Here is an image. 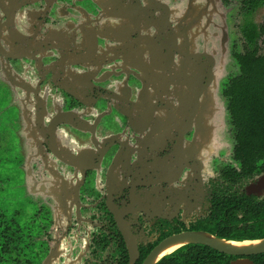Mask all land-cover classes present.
<instances>
[{"label": "flooded vegetation", "instance_id": "1", "mask_svg": "<svg viewBox=\"0 0 264 264\" xmlns=\"http://www.w3.org/2000/svg\"><path fill=\"white\" fill-rule=\"evenodd\" d=\"M186 1L0 0L3 171L15 176L0 190L16 189L14 204L0 197V264H145L172 236L255 226L264 195L247 188L264 157L241 150L227 93L239 74L216 88L211 63L181 82L173 10ZM242 2L223 0L239 33Z\"/></svg>", "mask_w": 264, "mask_h": 264}, {"label": "water", "instance_id": "2", "mask_svg": "<svg viewBox=\"0 0 264 264\" xmlns=\"http://www.w3.org/2000/svg\"><path fill=\"white\" fill-rule=\"evenodd\" d=\"M167 2H164L166 4ZM237 5L227 8L223 0H187L180 10L174 9L173 14H177L178 29L181 34V45L183 48V65L182 72L184 83H195L194 78L199 73L197 65L206 73L208 65L214 64V71L210 70V77L216 85V88L222 84L231 72L237 66V73H241V67L233 53V29L231 15ZM170 11L167 4L165 13ZM206 60L204 66L198 63L202 62V57ZM186 70H188L186 72ZM164 75L153 73L148 78L150 83H161L162 79L174 73L171 65H166ZM186 85V84H184ZM248 195H264V174L259 177L247 188ZM188 245H204L226 255L238 257L231 264H256L250 257L264 254V238L250 240H236L221 238L208 232H184L172 236L163 241L151 254L146 258L145 264H158L166 256L173 254L179 249ZM56 258V254L49 258V264Z\"/></svg>", "mask_w": 264, "mask_h": 264}, {"label": "trees", "instance_id": "3", "mask_svg": "<svg viewBox=\"0 0 264 264\" xmlns=\"http://www.w3.org/2000/svg\"><path fill=\"white\" fill-rule=\"evenodd\" d=\"M243 22L240 33L244 40V51L234 53L241 73L230 79L227 93L231 110L242 134L241 150L252 154L254 160L264 157V54H260V41L264 36V24L258 25L253 16L264 8V0H243ZM246 154V163L250 156ZM261 210H249L250 220L255 223L248 232L236 240L264 238V200ZM232 239V238H230ZM236 257L226 255L204 245H188L177 253L166 256L158 264H230ZM256 264H264V254L250 257Z\"/></svg>", "mask_w": 264, "mask_h": 264}, {"label": "rangeland", "instance_id": "4", "mask_svg": "<svg viewBox=\"0 0 264 264\" xmlns=\"http://www.w3.org/2000/svg\"><path fill=\"white\" fill-rule=\"evenodd\" d=\"M235 17H236V15H233L232 16V22H233V42H234V44H236V45L239 46L237 52L240 53V52H243V50L241 49V45L244 42V40L241 37L240 33L238 32V29H237V23L238 22L236 21ZM253 20L258 25L264 24V8H260L255 13V15L253 16ZM260 45H261L260 54H264V42L261 41L260 42ZM236 72H237V66H236ZM4 105H5V103L0 100V108L3 107ZM1 114H2V111H0V115ZM4 133H5V128L3 126H1V124H0V184L1 185L4 182H6L7 180L12 181V183H13V180L15 179L14 171H12L10 168H9V171L6 172V173H4V171H3L4 165H5V163H7L6 161H8V160H6L8 158V157H6V154H8V153L5 152V147L6 146L3 147V145H2L3 142L5 141V140L3 141V135H4ZM8 138H10V137H8ZM12 149L13 148H11V151L9 152V154L7 156H10L11 157ZM9 163L11 164L12 162L9 161ZM5 195L10 196L12 198V200H13L12 203L13 204L15 203L14 198L16 197V189H13V190L7 189V191L0 190V197H3ZM0 200H2V199H0ZM0 207H1V203H0Z\"/></svg>", "mask_w": 264, "mask_h": 264}]
</instances>
